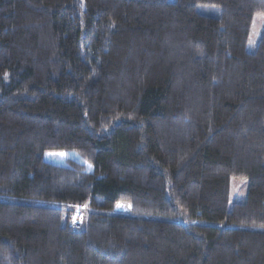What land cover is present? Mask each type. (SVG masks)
Masks as SVG:
<instances>
[{"label":"trees","instance_id":"1","mask_svg":"<svg viewBox=\"0 0 264 264\" xmlns=\"http://www.w3.org/2000/svg\"><path fill=\"white\" fill-rule=\"evenodd\" d=\"M257 15L264 0H0V264H264ZM231 178L247 194L228 208Z\"/></svg>","mask_w":264,"mask_h":264},{"label":"rangeland","instance_id":"2","mask_svg":"<svg viewBox=\"0 0 264 264\" xmlns=\"http://www.w3.org/2000/svg\"><path fill=\"white\" fill-rule=\"evenodd\" d=\"M173 1V0H170ZM264 27V16L257 15L253 18L250 35L246 44V51L253 53L259 40L261 38ZM46 160L57 165H68L70 161L84 163V160L75 152L59 151L48 153L45 156ZM247 194V181L243 178H231L229 181V195H228V208L234 203H243ZM84 216L86 215V208L79 209ZM85 222V221H84Z\"/></svg>","mask_w":264,"mask_h":264},{"label":"built area","instance_id":"3","mask_svg":"<svg viewBox=\"0 0 264 264\" xmlns=\"http://www.w3.org/2000/svg\"><path fill=\"white\" fill-rule=\"evenodd\" d=\"M72 222H73L74 224L80 222V216L78 215L77 212H75L74 215L72 216Z\"/></svg>","mask_w":264,"mask_h":264},{"label":"bare ground","instance_id":"4","mask_svg":"<svg viewBox=\"0 0 264 264\" xmlns=\"http://www.w3.org/2000/svg\"><path fill=\"white\" fill-rule=\"evenodd\" d=\"M73 209V208H72ZM83 220V219H82Z\"/></svg>","mask_w":264,"mask_h":264}]
</instances>
